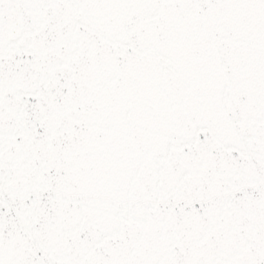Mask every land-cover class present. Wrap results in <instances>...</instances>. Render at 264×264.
<instances>
[{"label":"snow or ice","instance_id":"1","mask_svg":"<svg viewBox=\"0 0 264 264\" xmlns=\"http://www.w3.org/2000/svg\"><path fill=\"white\" fill-rule=\"evenodd\" d=\"M0 264H264V0H0Z\"/></svg>","mask_w":264,"mask_h":264}]
</instances>
